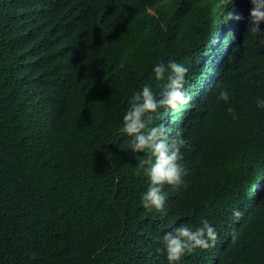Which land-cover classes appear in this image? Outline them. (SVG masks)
Instances as JSON below:
<instances>
[{"label": "trees", "instance_id": "16d2710c", "mask_svg": "<svg viewBox=\"0 0 264 264\" xmlns=\"http://www.w3.org/2000/svg\"><path fill=\"white\" fill-rule=\"evenodd\" d=\"M251 8L0 0V264H169L166 232L205 220L214 244L177 264H264V43L248 31ZM170 62L188 70L191 100L152 126L170 142L182 134L188 174L186 187L162 186L163 211L148 210L146 154L123 117L145 85L160 97L171 70L153 69Z\"/></svg>", "mask_w": 264, "mask_h": 264}, {"label": "clouds", "instance_id": "9594fccd", "mask_svg": "<svg viewBox=\"0 0 264 264\" xmlns=\"http://www.w3.org/2000/svg\"><path fill=\"white\" fill-rule=\"evenodd\" d=\"M250 3L252 8L248 31L261 38V43H264V29L261 28L264 23V0H250ZM226 19L242 21L244 17L229 12ZM169 69L171 74L167 77L160 97L157 98L151 88L145 85L133 95L130 107L123 117L122 131L133 137L132 151L146 154L145 158L139 161L138 167L144 170L150 181L141 198L143 207L148 210L155 208L163 211L166 196L162 186L168 184L175 188L186 187L184 177L188 174L186 167L180 163L183 158L180 149L186 146L182 134L177 132V138L170 142L168 129L163 124L152 126V114L161 108L174 109L177 104H187L191 100L183 91L184 77L188 71L185 67L175 62H170L167 67L161 63L154 67L153 71L158 80H163L165 72ZM217 99L228 102L229 91L221 90ZM257 107L264 109V100H258ZM240 215L238 210L234 211V216L238 218ZM201 223L202 227L195 230L188 225H180L166 232L163 243L169 264H177L186 252L198 247L206 249L214 244L217 238L215 229L206 220Z\"/></svg>", "mask_w": 264, "mask_h": 264}]
</instances>
